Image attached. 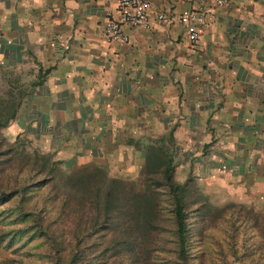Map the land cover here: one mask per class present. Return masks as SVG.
I'll return each mask as SVG.
<instances>
[{
	"label": "rangeland",
	"instance_id": "374dc122",
	"mask_svg": "<svg viewBox=\"0 0 264 264\" xmlns=\"http://www.w3.org/2000/svg\"><path fill=\"white\" fill-rule=\"evenodd\" d=\"M43 77L14 53L0 59V264L68 263L71 245L76 264H264V177L242 162L245 149L197 142V132L176 123L150 129L139 115L129 129L110 130L99 116L58 113L62 102L47 97ZM167 165L177 195L182 190L183 255L163 185ZM78 174L90 178L87 197L97 181L114 192V179L154 190L152 229L124 247L93 205L78 220L61 202Z\"/></svg>",
	"mask_w": 264,
	"mask_h": 264
},
{
	"label": "crops",
	"instance_id": "0c3cea01",
	"mask_svg": "<svg viewBox=\"0 0 264 264\" xmlns=\"http://www.w3.org/2000/svg\"><path fill=\"white\" fill-rule=\"evenodd\" d=\"M116 2L0 0V59L11 52L37 67L47 97L62 102L58 113L99 116L110 130L129 129L138 115L150 129L176 123L197 142L239 145L252 175L264 177V0L222 9L150 0L149 30L126 28L127 44L107 45L102 25ZM185 9L207 24L193 45L184 26L153 18Z\"/></svg>",
	"mask_w": 264,
	"mask_h": 264
},
{
	"label": "trees",
	"instance_id": "16d2710c",
	"mask_svg": "<svg viewBox=\"0 0 264 264\" xmlns=\"http://www.w3.org/2000/svg\"><path fill=\"white\" fill-rule=\"evenodd\" d=\"M169 168L168 165L163 170V185L167 186L169 194L171 195L173 203V221L176 229L177 242L179 244V249L181 254H184L183 250V233H184V221L182 214V204L180 200V195L177 191L179 188L173 187L169 180ZM97 178V177H96ZM94 179V178H93ZM90 178L85 176V174L71 175L69 181L67 182L68 190L64 192L63 196L65 198L61 200L63 206L72 205V212L75 213L80 219V213L83 212L85 205H93L92 209H99L103 212V218L106 221H112L108 226H113V230L118 234L119 242L124 247H130V240H133L134 233L151 230L156 215V204L155 198L157 194L154 190H150L145 187L143 191L135 192L130 186L126 187V183H121L117 179L111 180L116 187L114 192L110 185L105 184L102 181L95 182L96 184L91 186L94 188V194L87 197V188L90 185ZM114 195H112V193ZM179 196V197H178ZM5 197V196H4ZM73 200V203L70 202ZM106 213V214H104ZM114 215L112 220L110 216ZM30 215L24 214L21 216L23 219H28ZM97 217V215H96ZM95 217V218H96ZM38 225L36 221L33 222L32 227L36 228ZM105 225V227H107ZM69 246V244H67ZM70 251H74L69 259L68 263L63 264H76L77 261L74 260L76 255H78V247L71 245ZM56 251V248L52 250ZM58 251V249H57Z\"/></svg>",
	"mask_w": 264,
	"mask_h": 264
},
{
	"label": "built area",
	"instance_id": "2783aa9c",
	"mask_svg": "<svg viewBox=\"0 0 264 264\" xmlns=\"http://www.w3.org/2000/svg\"><path fill=\"white\" fill-rule=\"evenodd\" d=\"M177 3H186L188 0H175ZM213 8L226 7L229 0H207ZM150 0H117L113 15L105 18L102 25V37L107 45H125L128 36L125 29L149 30ZM154 20L163 24L184 26L185 37L189 44H195L207 27L204 15L197 10H182L177 16L169 17L163 13H156Z\"/></svg>",
	"mask_w": 264,
	"mask_h": 264
}]
</instances>
